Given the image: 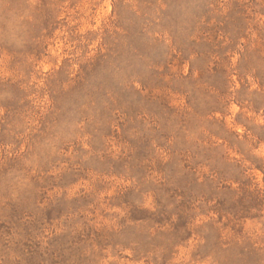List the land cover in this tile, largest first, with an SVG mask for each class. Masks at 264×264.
<instances>
[{
  "label": "rangeland",
  "instance_id": "rangeland-1",
  "mask_svg": "<svg viewBox=\"0 0 264 264\" xmlns=\"http://www.w3.org/2000/svg\"><path fill=\"white\" fill-rule=\"evenodd\" d=\"M0 264H264V0H0Z\"/></svg>",
  "mask_w": 264,
  "mask_h": 264
}]
</instances>
